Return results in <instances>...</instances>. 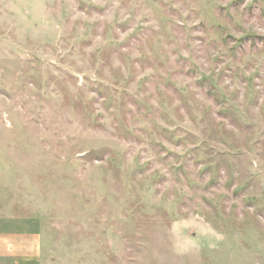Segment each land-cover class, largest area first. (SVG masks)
Returning a JSON list of instances; mask_svg holds the SVG:
<instances>
[{
    "label": "rangeland",
    "instance_id": "374dc122",
    "mask_svg": "<svg viewBox=\"0 0 264 264\" xmlns=\"http://www.w3.org/2000/svg\"><path fill=\"white\" fill-rule=\"evenodd\" d=\"M0 264H264V0H0Z\"/></svg>",
    "mask_w": 264,
    "mask_h": 264
}]
</instances>
